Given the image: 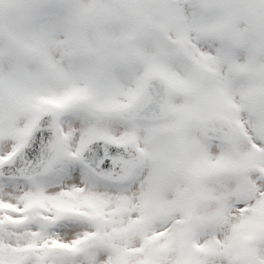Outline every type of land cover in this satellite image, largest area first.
<instances>
[{
	"label": "snow or ice",
	"instance_id": "obj_1",
	"mask_svg": "<svg viewBox=\"0 0 264 264\" xmlns=\"http://www.w3.org/2000/svg\"><path fill=\"white\" fill-rule=\"evenodd\" d=\"M0 264H264V0H0Z\"/></svg>",
	"mask_w": 264,
	"mask_h": 264
}]
</instances>
